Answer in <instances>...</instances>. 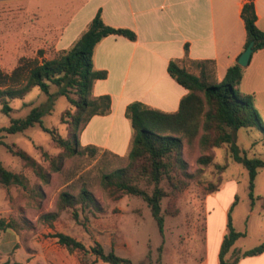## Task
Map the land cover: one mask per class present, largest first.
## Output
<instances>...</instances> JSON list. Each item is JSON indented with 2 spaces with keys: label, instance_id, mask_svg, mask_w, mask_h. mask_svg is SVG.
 Instances as JSON below:
<instances>
[{
  "label": "rangeland",
  "instance_id": "1",
  "mask_svg": "<svg viewBox=\"0 0 264 264\" xmlns=\"http://www.w3.org/2000/svg\"><path fill=\"white\" fill-rule=\"evenodd\" d=\"M22 2L0 0V67L9 72L25 59L57 55L54 40L77 6V0ZM261 73L264 74V71ZM259 74L260 70L252 68L238 89H255L260 104V109H257L263 111L264 78ZM50 91L52 95L35 87L24 97L12 99L10 114L1 110L0 103V127L8 125L11 118L25 116L34 106L45 105L46 111L42 116L44 124L55 127L62 136H68V122L62 120V113L73 111L74 106L64 95L57 93V86L52 85ZM65 117L68 119L69 114ZM201 124L202 121L199 134L194 139L178 132L183 137L182 156L187 161L189 175H177L182 182L175 189L167 177L162 180V186L172 191L173 196L171 199L166 196L162 201L163 211H168L164 212L163 231L143 198L124 194L114 199L103 188L102 176L127 166L128 155L120 157L99 148L93 153L90 149H84L85 146H81L80 152L74 155H65L51 133L38 124L16 134L0 132L3 141L25 149L51 173L48 183L42 181L31 168L25 166L22 159L0 143V160L3 164L29 179L27 188L0 185V218L13 226L0 229V246L17 231L20 241H48L50 246L61 248L64 246L54 236L61 231L81 240L87 247L95 242H100L106 250L113 247L119 255L129 257L133 264H193L205 256L206 239L209 240L211 253L220 230L224 228L225 234L229 232V219L234 229L246 232L237 240V249H250L261 244L264 241V224H259L262 216L258 212L264 211V199H256L252 204L249 172L243 163L230 158L224 170L215 165L226 161V146L214 148L210 164L198 162L199 156L208 153L198 142L202 133ZM237 144L245 149L249 157L264 158V135L258 128H239ZM44 152L49 157L63 156L59 170L51 168L50 158L47 159ZM138 183L152 190L153 185L144 177ZM213 186L219 189L210 192ZM84 187L98 199L101 209L83 210L78 205L80 217L76 220L73 217L74 208H67L60 212L53 226L40 219L41 214L57 210L62 191L78 194ZM254 193L264 197V167L259 169L255 178ZM250 211L255 212L250 215ZM81 254L79 251L73 252L77 258ZM3 255L0 248V257ZM69 257L68 261L76 264ZM87 257L90 260L94 255ZM227 257L231 258V255ZM95 264L111 263L98 260Z\"/></svg>",
  "mask_w": 264,
  "mask_h": 264
},
{
  "label": "trees",
  "instance_id": "2",
  "mask_svg": "<svg viewBox=\"0 0 264 264\" xmlns=\"http://www.w3.org/2000/svg\"><path fill=\"white\" fill-rule=\"evenodd\" d=\"M241 15L247 34L245 48L254 41V52L263 49L264 30L256 23L254 0L245 2ZM113 33L125 35L130 39H135L137 36L132 29L106 24L101 11H98L88 28L71 47L57 52V55L51 58L25 59L10 72L0 67V103L1 110L5 114H10L12 111V99L24 97L35 87L50 94L52 85L57 86V93L64 95L74 106L73 111L66 110L62 113V120L68 122L69 127V134L66 137L62 136L55 127L44 124L42 116L46 111L45 105L32 107L25 116L11 118L8 125L0 127V132L16 134L38 124L44 131L51 133L54 142L63 149L65 155L80 152L82 145L79 135L89 119L95 114H106L110 111L109 95L93 98L91 93L95 80L107 76L106 70L94 67V48L103 37ZM168 71L189 90L181 100L180 109L170 113L150 108L140 101L128 104L126 115L130 118L133 127L132 145L128 153L129 163L102 176L103 188L112 198L119 199L124 194L143 198L161 231L165 223L164 212H168L163 211L162 201L166 196L173 198L172 191L162 186V180L167 177L175 189L179 182H182V179L176 176L189 175L187 161L182 156L183 137L178 135V132L194 139L199 134L201 121L202 133L198 142L203 151L208 153L199 156L198 162L210 164L213 160L214 148L226 146L228 148L226 161L224 164L215 163V165L220 170H224L229 165L230 158L243 163L249 172L252 204L254 205L256 199H264L263 196H256L254 193L255 178L259 169L264 167V158L249 157L245 149L237 144V131L241 127H256L264 135V121L255 105V94L238 89L244 67L238 62L229 66L221 80L217 77L213 61L202 63L198 75L190 72L177 59H172L168 64ZM67 114L69 117L65 119ZM0 143L22 159L25 166L31 168L42 181L46 183L50 181V171L29 152L14 144L6 143L1 137ZM84 149H90L94 153L98 147L85 146ZM44 153L47 159L50 158L51 168L59 170L63 156L49 157L48 153ZM143 177L153 185L152 190L140 186L138 181ZM28 184L29 179L25 174L8 169L0 160V185H19L27 188ZM218 189V186H213L210 192ZM78 205L83 210L101 209L98 199L84 187L78 194L62 191L57 210L41 214L40 219L53 226L60 212L74 208L73 217L79 220ZM228 225L230 230L225 234L221 244L219 264H237L240 257L255 255L264 250V241L250 249H233L235 242L246 232L234 229L230 219ZM7 228H13L12 224L0 218V229ZM54 236L70 253L82 252L78 258L75 256L79 264H95L98 260L111 264H133L129 257L119 255L113 247L106 250L100 242L87 247L81 240L68 233L58 231ZM232 249L233 256L228 258L227 255ZM90 254L94 255V258L89 260L87 255Z\"/></svg>",
  "mask_w": 264,
  "mask_h": 264
},
{
  "label": "crops",
  "instance_id": "3",
  "mask_svg": "<svg viewBox=\"0 0 264 264\" xmlns=\"http://www.w3.org/2000/svg\"><path fill=\"white\" fill-rule=\"evenodd\" d=\"M246 1L77 0L76 10L59 28L54 40L55 51L71 47L98 11L106 24L132 29L137 35L130 39L121 34H108L96 44L94 67L106 70L107 76L95 80L91 96L109 95L111 107L106 114H95L89 119L79 135L81 145L127 156L133 139L131 120L126 115L128 104L140 101L150 108L177 112L189 90L169 73L168 64L172 59L198 75L202 63L213 61L221 80L245 50L247 34L241 13ZM254 3L256 23L264 30V0H254ZM243 67L242 81L254 67L264 78L261 73L264 48L253 52L249 64ZM243 92L254 93L255 105L260 109L258 92L255 89ZM259 113L264 119V110ZM258 214L262 216L259 224H264V212ZM15 233L0 246L4 253L0 264H71L69 256L79 264L65 247H52L48 241H20ZM224 236L223 228L211 253L206 239L205 256L193 264H219ZM235 244L233 249L238 248ZM233 249L228 253L231 256ZM237 264H264V250L240 257Z\"/></svg>",
  "mask_w": 264,
  "mask_h": 264
},
{
  "label": "water",
  "instance_id": "4",
  "mask_svg": "<svg viewBox=\"0 0 264 264\" xmlns=\"http://www.w3.org/2000/svg\"><path fill=\"white\" fill-rule=\"evenodd\" d=\"M254 41H251L249 45L245 48L242 54L238 58V63L242 66H246L249 64L252 54L254 52Z\"/></svg>",
  "mask_w": 264,
  "mask_h": 264
}]
</instances>
